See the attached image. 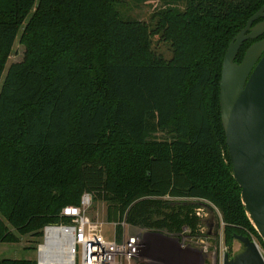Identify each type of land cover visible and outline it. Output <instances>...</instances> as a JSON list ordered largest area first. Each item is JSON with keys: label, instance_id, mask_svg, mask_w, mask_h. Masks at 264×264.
Instances as JSON below:
<instances>
[{"label": "trees", "instance_id": "obj_1", "mask_svg": "<svg viewBox=\"0 0 264 264\" xmlns=\"http://www.w3.org/2000/svg\"><path fill=\"white\" fill-rule=\"evenodd\" d=\"M159 1L145 21L116 0H0V242L42 237L88 193L119 237L121 222L201 237L198 209L212 205L229 248L241 234L264 251L219 103L228 44L264 0ZM22 26L27 55L6 68ZM155 37L169 58L155 53Z\"/></svg>", "mask_w": 264, "mask_h": 264}, {"label": "water", "instance_id": "obj_2", "mask_svg": "<svg viewBox=\"0 0 264 264\" xmlns=\"http://www.w3.org/2000/svg\"><path fill=\"white\" fill-rule=\"evenodd\" d=\"M264 5L257 10L230 41L222 61L219 103L225 142L233 177L253 226L264 242V38L235 58L244 41L264 34ZM239 248L225 252L221 264H264L258 244L236 234Z\"/></svg>", "mask_w": 264, "mask_h": 264}, {"label": "built area", "instance_id": "obj_3", "mask_svg": "<svg viewBox=\"0 0 264 264\" xmlns=\"http://www.w3.org/2000/svg\"><path fill=\"white\" fill-rule=\"evenodd\" d=\"M90 205L91 195L83 193L79 204L62 208L67 221L44 226L36 250L37 264H140L145 234L129 233L126 227L130 226L121 222L120 237L116 235V223H110L114 234L105 237L102 222L89 216Z\"/></svg>", "mask_w": 264, "mask_h": 264}, {"label": "rangeland", "instance_id": "obj_4", "mask_svg": "<svg viewBox=\"0 0 264 264\" xmlns=\"http://www.w3.org/2000/svg\"><path fill=\"white\" fill-rule=\"evenodd\" d=\"M160 5L159 0H116V6L118 11L123 15H127L140 20L148 21L151 13L155 8ZM24 30L22 26L19 31V35L16 38L11 51L9 52L6 60L7 66L15 61H22L27 55V47L21 42V35ZM157 37L154 38L153 50L155 53L162 55L165 58L171 56L170 45L167 42L157 41ZM5 68V70H6ZM106 205L102 201H95L91 196V205L89 208V216L102 222V233L105 237H111L114 234V227L105 220ZM202 218V231L203 236L193 237L190 239L185 233L184 235H168L160 231H145L137 228L126 227L129 233H142L146 232L159 233L163 235L172 236L177 239V242L183 243L186 246L197 247L201 250L206 248L207 260L206 264H212V261L216 264H221L222 255L231 248L232 255L239 248V242L235 239L231 247L226 245L224 241L223 227L224 223L221 219V214L217 208L209 205L206 208L198 209ZM19 240L17 242H0V258H17V259H33L37 258V246L41 243L42 237H35L33 234L18 235ZM183 241V242H182ZM256 242V240H254ZM257 243V242H256ZM260 248V247H259ZM261 251H263L261 249ZM264 252V251H263ZM142 264V263H140Z\"/></svg>", "mask_w": 264, "mask_h": 264}, {"label": "crops", "instance_id": "obj_5", "mask_svg": "<svg viewBox=\"0 0 264 264\" xmlns=\"http://www.w3.org/2000/svg\"><path fill=\"white\" fill-rule=\"evenodd\" d=\"M144 250L139 260L142 264H206V248L181 246L177 239L159 233L146 232ZM212 264L216 262L212 261Z\"/></svg>", "mask_w": 264, "mask_h": 264}, {"label": "flooded vegetation", "instance_id": "obj_6", "mask_svg": "<svg viewBox=\"0 0 264 264\" xmlns=\"http://www.w3.org/2000/svg\"><path fill=\"white\" fill-rule=\"evenodd\" d=\"M262 20H264V18H262L260 21H262ZM257 22H259V21H256V22H254L253 24H255V23H257ZM262 38H264V34L261 35V36H259L257 39H255V41H256V40H259V39H262Z\"/></svg>", "mask_w": 264, "mask_h": 264}]
</instances>
